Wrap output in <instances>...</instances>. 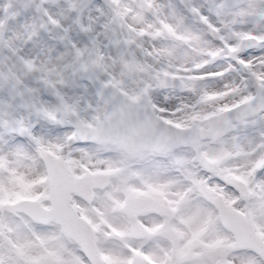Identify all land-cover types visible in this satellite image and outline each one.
I'll list each match as a JSON object with an SVG mask.
<instances>
[{"label": "snow or ice", "instance_id": "1", "mask_svg": "<svg viewBox=\"0 0 264 264\" xmlns=\"http://www.w3.org/2000/svg\"><path fill=\"white\" fill-rule=\"evenodd\" d=\"M0 264H264V0H0Z\"/></svg>", "mask_w": 264, "mask_h": 264}]
</instances>
